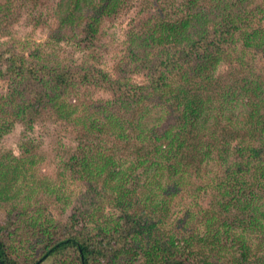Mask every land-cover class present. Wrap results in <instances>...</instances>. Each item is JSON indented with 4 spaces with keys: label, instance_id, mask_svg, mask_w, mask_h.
<instances>
[{
    "label": "trees",
    "instance_id": "trees-1",
    "mask_svg": "<svg viewBox=\"0 0 264 264\" xmlns=\"http://www.w3.org/2000/svg\"><path fill=\"white\" fill-rule=\"evenodd\" d=\"M118 2L7 0L18 20L27 14V26L49 38L0 47V82L8 85L0 97V114L8 115L0 116L7 123L0 124V140L13 130L11 116L29 131L45 111L57 114L77 128L78 147L65 162L84 190L64 224L41 212L26 218V208L10 212L0 227V264H264V70L256 66L264 61V0H155L135 7L123 52L113 59L119 74L113 79L93 60L103 50V20ZM62 44L87 60L73 67L57 54ZM134 74L147 83L122 79ZM93 86L114 98L87 104L75 116L63 97ZM32 141L23 144L24 156L39 148ZM2 163L19 180V166ZM202 165L215 174L204 184L190 182L208 179ZM13 187L3 186L0 199ZM182 191L194 200L210 197L191 216L205 235L166 239L159 224ZM15 198L30 200L19 191ZM105 204L120 212L102 215ZM12 233L25 237L19 242L25 256ZM194 243L209 249L203 261L184 257L180 245Z\"/></svg>",
    "mask_w": 264,
    "mask_h": 264
},
{
    "label": "rangeland",
    "instance_id": "rangeland-1",
    "mask_svg": "<svg viewBox=\"0 0 264 264\" xmlns=\"http://www.w3.org/2000/svg\"><path fill=\"white\" fill-rule=\"evenodd\" d=\"M153 3H155V0H139L138 2L134 0H119L116 7L117 10L115 9L112 16H107L103 20L99 41L100 49L103 50H100L101 57H96L93 62L113 79L119 78V74L116 72V60L114 61L113 59L123 52V43L127 40L126 33L131 28L130 20L136 15L135 7L144 6V8H149L150 5H154ZM55 4H57V1H53V5ZM15 6L19 8V12H17L21 13L23 10L21 3H15ZM0 9V47L15 39H21L22 41L30 39L43 44L49 38L47 31L34 30L32 27L27 26L25 22L27 14L18 20L16 13L14 11V13L10 12L7 0H0ZM10 13L13 17H16L11 19ZM57 23L58 19L54 12L52 27ZM62 45L61 48H58L57 54L62 59H72L75 62L73 67H77L84 60H87L84 54L73 51L65 44ZM249 59V57H244L243 60L249 63ZM234 66H238V62L234 63ZM256 66L260 71L264 70V61H257ZM227 70V67H222L221 69L223 73ZM123 78L131 84L145 85L147 83L144 74L122 76ZM7 87V82H0V97L8 94ZM113 98L114 95L112 93L93 86L77 87L72 91H68L62 101H65L67 104L72 103L73 105L68 106L72 107L71 109H75V116H79L87 108V104L98 107L99 102H103L102 100L109 101ZM54 113L56 112L54 111ZM0 116L7 119L8 115L0 114ZM8 119L14 121L13 130L0 140V162H3L2 164L5 165L6 169L10 166H19L21 173H16V178H19L16 181L13 180L14 174L11 172L13 169H0V192L3 191V186L6 184L15 183L11 194L3 195L4 200L0 199V227L3 223L8 222V214L10 212H13L15 209L25 211L24 208L27 209L26 218L41 212L43 215L50 214L54 221L64 224L68 217H70L76 204L79 203L81 193L84 190L82 185L74 179L75 174L70 171L69 166L65 162V159H68V153H73L74 149L78 147L79 135L77 128L59 119L57 114L54 116L47 111L42 115L41 123H37L29 131L28 125L25 122L21 123L17 118L12 116ZM4 123L5 121H0V124ZM4 125H7V123ZM3 130H6L5 126ZM30 140H33L32 145L39 146V148L32 150L31 154L33 157H30L28 153L25 156L23 154L25 150L23 144L25 143L26 145ZM11 155L15 157L14 161L9 159ZM28 162L33 163L32 169ZM201 170L203 174H208V179L197 180L194 178L190 179V182L204 184L209 182L210 178L215 174L210 165H202ZM186 182H189V180L187 179ZM16 191L21 192V197H24L28 193L30 200L22 202V198L10 199L11 195H14ZM209 201L210 197H206L202 193L194 200L188 193L182 191L178 195L176 206L171 207L170 212L164 214V222L159 224L160 230L168 234V238L166 237V239H169L173 235L180 238L184 236L188 238L196 234L199 236L205 235V230L201 227H194L195 223L191 221V216L199 213L201 208H207ZM28 204L30 205L25 207ZM100 210H102V215L103 213L108 214L110 211L120 212L117 207L110 206L109 204L103 205V207H100ZM131 211L133 212L134 210ZM15 223L17 227L21 226L28 232L31 231L30 228L24 227V222L17 220ZM10 231L14 232V229ZM238 233L236 232V234ZM11 238L12 243L14 242L16 243V247H20L19 253L25 256L24 244L19 243L20 241L26 242L25 237H17L16 234L13 235L12 233ZM194 244H190L189 249L184 245H180L184 257H187L191 261L195 259L196 261H203L204 256L206 257L209 253V249H200V245ZM41 247L38 246L39 249ZM262 253L264 252L262 251ZM181 257L179 258L181 259ZM225 260L223 259V262ZM140 262L141 259H137L134 264H140ZM45 264H53V261L49 260Z\"/></svg>",
    "mask_w": 264,
    "mask_h": 264
}]
</instances>
